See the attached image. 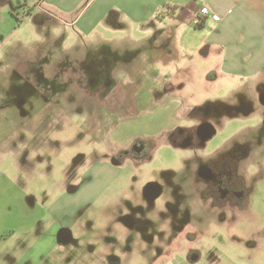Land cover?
<instances>
[{"label": "rangeland", "instance_id": "1", "mask_svg": "<svg viewBox=\"0 0 264 264\" xmlns=\"http://www.w3.org/2000/svg\"><path fill=\"white\" fill-rule=\"evenodd\" d=\"M28 1L13 12L12 0H0V250L18 244L21 257L23 231L41 230L39 216L55 212L61 196L89 254L51 252L45 264H264V196L233 205L210 186L231 154L242 157L233 171L264 183V76L220 77L218 57L199 46L202 31L161 10L141 20L124 0ZM138 99L136 119L89 118L92 108ZM167 109L169 122L150 123ZM204 122L216 135L197 141ZM157 132L159 149L141 166L96 152ZM80 186L90 188L89 203L72 198ZM13 225L19 231L7 239ZM129 228L143 230L131 243L109 231Z\"/></svg>", "mask_w": 264, "mask_h": 264}, {"label": "crops", "instance_id": "2", "mask_svg": "<svg viewBox=\"0 0 264 264\" xmlns=\"http://www.w3.org/2000/svg\"><path fill=\"white\" fill-rule=\"evenodd\" d=\"M124 1L130 15L136 16L137 19L146 18L144 12L149 13V10H161L162 13L164 12L163 14L170 11L171 14L167 15L171 16L176 24L194 28L199 32L202 31V38H200L202 40L199 46L205 47L204 55L218 57L217 60L220 63L217 62L212 66V69L216 68L220 77H256L255 79H259L264 76V0ZM205 6L209 7L211 13L220 16V20L215 21L208 15H202L201 8ZM159 113L162 114L161 117L156 116L149 119L151 124H155L154 121L159 118L165 117L164 121L166 122L171 119L172 113L168 109ZM86 187L81 188L80 186L72 195L73 199L79 196L85 198L84 202L81 199V205L85 202L89 203L93 197L88 198V194L84 190L88 191L90 188ZM57 202L55 212L49 216H39L38 224L44 223L41 230L35 231L30 227L23 231L21 257L18 254L20 251L18 244L1 246L2 264H45L51 260L49 257L51 252L71 250V248L77 250V257L78 253L89 254L85 245L82 246V234L78 237L69 228L73 223L74 216L71 213V216H68L67 212L61 210L62 207L65 208L66 200L60 196ZM63 228H68L70 231L63 232ZM7 229L8 233L5 234L8 235L7 239L12 238L19 231L16 225ZM2 233H0V239L4 235ZM117 236L120 238L122 233ZM32 240L34 242L30 244ZM94 250L92 249V251Z\"/></svg>", "mask_w": 264, "mask_h": 264}, {"label": "flooded vegetation", "instance_id": "3", "mask_svg": "<svg viewBox=\"0 0 264 264\" xmlns=\"http://www.w3.org/2000/svg\"><path fill=\"white\" fill-rule=\"evenodd\" d=\"M26 1L28 0H17V2L15 0H12V6L14 8V10H12L13 12H15V9L19 6V5H24L27 6ZM35 1V0H34ZM32 2L28 1V4L31 5ZM29 12H32V5L29 6ZM146 92V91H145ZM143 92V93H145ZM151 95L153 97V103L156 99V93H154L153 91H151ZM140 99V98H139ZM137 100V102H132V104H130L129 101H126L127 105H121V106H117L116 108H114V110H112L111 108H106L105 112H102V108H92L90 110V115L89 118H93V117H98L101 118L102 120H100L101 124H106V126H108V123H120V121L123 119V115L127 116L128 113L130 116H127L125 118H133L136 119L138 117H135L133 112L135 111L134 108L135 107H139L140 109L142 108L140 102L141 100ZM262 99L264 101V94H262ZM129 104V105H128ZM133 115V116H132ZM141 117V116H140ZM110 129V126L108 127ZM108 129V130H109ZM104 132V131H103ZM165 132V130H164ZM166 133V132H165ZM216 135V129L210 125L207 122H204V124L200 125L198 128H196L195 131V140H199L200 138L202 140H211L213 137H215ZM198 136V137H197ZM159 132L157 133H152V134H141L140 136H136V137H130L129 139H127V141H124L126 143V147L124 148H103V149H96V152L99 155V152L102 153L101 155V159L104 160H111L113 163L115 164H127L129 162H132L135 166H141L145 163H147L148 161L151 160V158L153 157V155L156 153V151L159 149L160 146V142H159ZM129 142V143H128ZM232 156H236V158L232 157ZM242 156V154H241ZM237 155H233L231 154L230 156H227L224 158V156L222 157V159L220 160V168L217 169V173L219 172L220 176L218 175V177L216 178V183L215 182H211L208 183L206 182L207 185L210 184V186H214L216 188H218V192H219V197L222 199H225V201H227V199L229 201H232L231 204L233 205H245V207L250 206L252 207L254 205V201L256 198H261L264 196V194L262 193L260 196V193L258 191L259 186L262 184H264L262 181H258L257 179L254 181H250L249 182V176L248 173L246 172L247 170H245L244 168H241L239 171L237 170H232L230 168L232 162H236L239 163V161L241 160L237 158ZM96 165V164H95ZM215 168H217L218 166H214ZM211 173V170L208 169ZM90 173V172H89ZM262 173L264 174V170L262 171ZM212 174V173H211ZM210 174V175H211ZM205 175H208V172H205ZM212 178V177H211ZM210 178L209 181H212V179ZM206 180V176L203 178ZM207 181V180H206ZM257 183V184H255ZM252 186H254L252 188ZM256 186V189H255ZM149 195L155 196V194H157V192L159 193V188L158 187H154L153 185L149 187ZM206 186H205V190H206ZM208 189V188H207ZM252 197V198H250ZM154 198V197H152ZM217 199V198H216ZM157 219H168L170 218H174V215H167V214H155ZM142 218H146L147 219V213L140 214V219L142 220ZM127 223L131 224L132 220L130 218H127ZM141 226H139L138 228H140ZM67 228H63L62 231L66 232ZM112 235H114L115 239H117L118 244H120V239L117 236V234L121 233L120 231H124V235H126V242L127 243H131L133 241V239H129L130 236H133L134 232L138 231L141 235L143 230L141 229H136V228H129V229H112L109 230ZM171 231H174V228H171ZM145 234V233H144ZM146 239V238H145ZM125 243V242H124ZM114 249V248H113ZM113 251V250H111ZM110 255V252H109ZM111 258H116L114 256H110Z\"/></svg>", "mask_w": 264, "mask_h": 264}, {"label": "built area", "instance_id": "4", "mask_svg": "<svg viewBox=\"0 0 264 264\" xmlns=\"http://www.w3.org/2000/svg\"><path fill=\"white\" fill-rule=\"evenodd\" d=\"M201 14L202 15H208L211 19H213L215 21L220 20V16H218L215 13H211L209 7H207V6L201 8Z\"/></svg>", "mask_w": 264, "mask_h": 264}, {"label": "water", "instance_id": "5", "mask_svg": "<svg viewBox=\"0 0 264 264\" xmlns=\"http://www.w3.org/2000/svg\"><path fill=\"white\" fill-rule=\"evenodd\" d=\"M156 195H158V192H157V194H155V196H156Z\"/></svg>", "mask_w": 264, "mask_h": 264}, {"label": "trees", "instance_id": "6", "mask_svg": "<svg viewBox=\"0 0 264 264\" xmlns=\"http://www.w3.org/2000/svg\"><path fill=\"white\" fill-rule=\"evenodd\" d=\"M168 14H171V13H170V11H169V13H168Z\"/></svg>", "mask_w": 264, "mask_h": 264}]
</instances>
